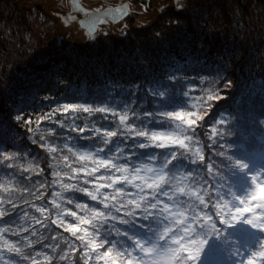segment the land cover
I'll return each instance as SVG.
<instances>
[{
	"label": "trees",
	"instance_id": "1",
	"mask_svg": "<svg viewBox=\"0 0 264 264\" xmlns=\"http://www.w3.org/2000/svg\"><path fill=\"white\" fill-rule=\"evenodd\" d=\"M24 2L0 0V149L4 155L13 157L5 161L0 155V200L11 196L18 205L13 209L7 202L0 204V208L11 213L0 217V227H9L13 219L20 224L24 211L39 217L34 208L24 203L26 200L31 204L46 205L52 214L58 211L48 203L54 191L61 192L59 184L53 183L57 178L52 172H70L61 155L68 156L73 167L81 164L66 148L50 153L44 145L69 144L74 151H94L103 147L101 135L89 129L115 130L118 117L111 115L112 110L123 112L131 109L147 121L149 118L144 117L143 112L155 111L160 103L166 110L187 109L197 102L195 98L206 99L209 90H213L222 98L209 102L208 114L204 120L198 121L201 127L196 129L206 159L195 165L185 160L183 170L196 169L199 177L203 178L201 183L214 195L217 187H214L215 181L209 177L206 165L208 162L219 164V171L214 169V172L217 179L224 177L218 189L224 194L221 199L227 197L229 185L242 195L247 179L242 173L229 172L225 168L229 162L218 156V152H225L234 160H243L252 170L264 171V0H185L184 9H169L159 14L146 28L138 29L129 23L122 35L104 36L84 45L74 44L66 36L57 37L52 42L54 50L43 48L47 40L40 34L44 23L40 24L41 20L38 22L33 17L39 10L34 11ZM39 8L43 12V8ZM36 27H40L39 32ZM38 33L40 38H37ZM161 91L165 93L164 97L153 96V92ZM185 92L189 96L186 97ZM64 104L108 107L110 111L108 114L82 111L64 114ZM49 113L53 114L52 119H41ZM129 115V123H140L132 112ZM220 120L223 123H217ZM37 121H40L39 128ZM167 123L170 122L155 127H164ZM73 126L83 127L86 131L74 132L71 130ZM213 127L223 133L214 137L215 144L209 139ZM132 143L133 139L125 142L122 137H114L108 147L121 145L128 159L119 162L132 165L149 162L141 157V153L165 151L131 149L128 145ZM106 154L107 150L100 155ZM8 164L13 167L8 168ZM53 165H56L55 169ZM25 168L29 170L25 172ZM64 182L79 183L67 177H64ZM39 184L45 185L40 189L44 195L35 199L30 193L36 192ZM4 188L9 191L5 192ZM24 188L30 191H22ZM61 194L74 202L102 207L82 192L62 191ZM63 207L77 211L79 215L84 214L75 209L74 203H65ZM51 218L44 221L50 225L51 233L36 225L47 238L32 248H24V254L34 255L38 250L42 253L38 257L41 264H48L43 260V254H53L43 245L58 243L60 247L51 264H83L79 248L70 252L65 260L59 259L68 245L59 237L52 241L51 236L59 233L60 237L68 240L75 238L51 225ZM64 219L77 223L71 216L65 215ZM147 224L148 221L138 220L136 227L116 226L144 235L145 229L140 225ZM218 227L223 228L222 235L230 243L235 242L238 246L252 234V230L242 223L234 227L218 224ZM107 231L108 226L105 225L101 232ZM22 235L30 236L29 233ZM5 238L21 241L20 236L8 233ZM30 238L36 240V237ZM107 239L130 243L126 238L115 235H109ZM75 244L79 246L80 241H75ZM209 246L214 247L213 251L205 253L199 264H233L237 259L229 255L227 243L213 238ZM10 259L16 264H31L30 260L17 255L10 256ZM90 264L94 262L90 261Z\"/></svg>",
	"mask_w": 264,
	"mask_h": 264
},
{
	"label": "snow or ice",
	"instance_id": "2",
	"mask_svg": "<svg viewBox=\"0 0 264 264\" xmlns=\"http://www.w3.org/2000/svg\"><path fill=\"white\" fill-rule=\"evenodd\" d=\"M117 15L127 14L126 10L117 9ZM86 15H94L86 13ZM103 22L97 16L89 23V30H95L97 23ZM184 95L189 96L188 92ZM154 97H164L163 91L153 92ZM220 97L215 91L209 90L205 98H195L197 102L191 104L187 109L166 110L160 106L155 111H144L143 116L148 117L147 121L131 109L123 112L111 111L113 117H118V127L112 128L96 127L93 130L101 135L103 147L92 150H75L69 144L62 146L55 144H45L44 147L50 153H57L61 148H66L80 162V167H73L68 156L61 155L65 162V167L70 168V172L54 170L52 175L57 179L53 181L59 184L62 191H78L84 193L92 201L102 205L101 208L91 207L86 203L74 202L72 199L64 197L61 192H53L52 199L48 202L57 209L54 214L50 212L46 205L31 204L39 213V217L30 216L27 211L20 216V224H16L15 219L10 222L9 227H0V264H16L10 256L17 255L22 259L30 260L31 264H41L38 257L42 253L36 251L34 255H25L24 248H32L34 244L42 243L47 235L38 231L36 225L48 229L51 233L49 224L44 223L51 216V225L63 229L74 237V240L60 237L57 233L51 236L52 241L58 237L68 245L67 250L59 255L61 261L68 257L70 252L77 248L81 249V259L83 264H199L205 253L211 254L214 247L210 248L209 241L213 238L220 243L229 245V255L237 259L233 264H264V235H250L245 237V243L236 245L229 242L223 235V228L219 225L234 227L242 223L252 230V233L264 234V171L252 170L243 160L233 159L226 156L225 152H218L217 155L224 157L229 162L225 168L229 172H239L245 175L247 186L243 189V194H237L229 185V193L224 196L218 189L221 176L216 178L214 169L219 171L220 165L215 162H208L206 165L207 173L215 181L214 187L217 191L214 195L201 183L202 177L196 169L184 171L183 161L187 160L190 164L204 162L206 157L204 149L200 144L199 134L197 133L198 121L204 120L208 114L209 102L219 100ZM55 111V110H54ZM109 113L108 107H88L81 104H64L62 112L77 113ZM132 112L135 120L129 123ZM52 113L41 119H52ZM157 117L166 119H157ZM19 120L20 117L17 116ZM167 126L157 128L155 125ZM31 123V122H29ZM39 128L40 121H37ZM223 123V120L217 121ZM153 127L149 128L148 125ZM61 127H64L61 124ZM74 132L84 133L83 127L73 126ZM29 131H32L30 128ZM209 139L215 144L214 137L222 136L223 133L216 127L211 128ZM52 133L49 131L48 133ZM122 137L126 142L133 139L134 143L128 145L131 149H163L160 153H141V157L146 158L147 163L141 162L136 165L130 163H120L121 159H128L124 154V149L117 144L114 148H109L112 138ZM140 138V139H136ZM44 136H41V140ZM220 147H223L221 145ZM106 155H100L105 153ZM134 154V153H133ZM5 161L12 159L10 155H4ZM55 159V157H53ZM159 159V163L157 160ZM177 162V163H174ZM12 168V164L7 165ZM171 166V167H170ZM31 167V166H29ZM54 169L56 165L52 166ZM103 169V171H102ZM29 169L25 168L27 172ZM235 170V171H233ZM64 177L79 183H65ZM91 178V179H89ZM207 182V181H206ZM39 183V182H37ZM91 185L92 187H82L80 185ZM44 184H39L36 192L30 194L35 199H41L44 195L40 191ZM109 189L110 191H103ZM8 192V188H4ZM29 192L27 188L22 189ZM207 198V199H206ZM5 202L18 207L12 201L11 196L0 200V204ZM73 204L75 209L84 213L79 215L77 211H70L63 207V204ZM11 215L5 208H0V217ZM71 216L77 223H70L64 216ZM148 221L147 225H140L145 229V234L129 232L116 225H129L136 227L137 221ZM218 221V222H217ZM114 222V223H109ZM107 225L108 231L103 233L101 229ZM83 226V227H82ZM20 236L21 241L13 242L5 238V234ZM22 233H29L30 236H23ZM109 235L124 237L130 243L123 241L108 240ZM30 237H36L32 240ZM252 243H248V239ZM75 241H80L77 246ZM45 248L51 249L53 255L43 254V260L51 264L54 255L59 249L58 243L45 244ZM7 253L8 255H5Z\"/></svg>",
	"mask_w": 264,
	"mask_h": 264
},
{
	"label": "flooded vegetation",
	"instance_id": "3",
	"mask_svg": "<svg viewBox=\"0 0 264 264\" xmlns=\"http://www.w3.org/2000/svg\"><path fill=\"white\" fill-rule=\"evenodd\" d=\"M66 2L67 4L65 0L59 1L57 6L60 13L76 21L78 26L93 39L117 36L116 33L121 29L126 30L129 23L133 26L141 24L140 18H147L153 10L150 0H66ZM169 4V0L163 2L162 6L165 7L161 6L157 11L162 13ZM117 9L126 10L127 14L117 15ZM86 13L94 15H86ZM97 16L103 22L97 23L94 31L89 30V23Z\"/></svg>",
	"mask_w": 264,
	"mask_h": 264
},
{
	"label": "rangeland",
	"instance_id": "4",
	"mask_svg": "<svg viewBox=\"0 0 264 264\" xmlns=\"http://www.w3.org/2000/svg\"><path fill=\"white\" fill-rule=\"evenodd\" d=\"M52 7L50 8L49 5L47 4V0H25V4L28 5V7L34 9H38L39 12L36 13L33 17L36 21L39 22V20H41L40 24L43 22L44 23V28H42V31L45 32L46 34H44L43 32H40V34L42 33L44 35V39L46 37V47L44 46L43 48L47 49H55L53 47V41L55 39H57V37H63L66 36L69 38L70 41H72L74 44H88L91 43L97 39L100 38H96L93 39L92 37H89L87 33H85L76 23V21H74L73 19L63 16L60 13L59 7L57 6L60 0H50ZM91 1V0H89ZM168 1V0H150L151 5L153 6V10L150 11V14L148 15L147 18H140L141 20V24H135L134 26L136 28H146L149 25H151L150 23H152V20H155L159 14L157 9L159 10V8L162 6V3ZM170 4L168 5V8L163 11V12H167L169 9H184L185 5L184 1L185 0H180L178 1L177 4H174L173 0H169ZM65 3L67 4L66 0ZM165 5V4H164ZM163 5V6H164ZM162 6V7H163ZM43 8V12L40 11V8ZM165 7V6H164ZM53 9V10H51ZM138 9H142V7H138ZM37 12V11H36ZM162 12V13H163ZM39 25V23H38ZM40 27H36L37 31L39 32ZM121 31V32H120ZM118 31L116 33L117 36L122 35V33L124 32V29L122 31V29ZM39 35V33H38ZM41 35L37 36V38H40ZM53 47V48H51ZM56 47V46H55ZM259 170V169H258ZM251 235H264V234H259V233H252ZM254 241H252L250 239L249 243H252Z\"/></svg>",
	"mask_w": 264,
	"mask_h": 264
},
{
	"label": "bare ground",
	"instance_id": "5",
	"mask_svg": "<svg viewBox=\"0 0 264 264\" xmlns=\"http://www.w3.org/2000/svg\"><path fill=\"white\" fill-rule=\"evenodd\" d=\"M50 2H51L50 0H47V4H50L49 7L51 8L53 3L51 4ZM177 3H178V2H177ZM177 3H176V4H177ZM51 10H53V9H51ZM154 22H155V21L152 20V23H154ZM152 23H150V24H152ZM138 29H143V28H138Z\"/></svg>",
	"mask_w": 264,
	"mask_h": 264
},
{
	"label": "water",
	"instance_id": "6",
	"mask_svg": "<svg viewBox=\"0 0 264 264\" xmlns=\"http://www.w3.org/2000/svg\"><path fill=\"white\" fill-rule=\"evenodd\" d=\"M178 1H180V0H173L174 4H176Z\"/></svg>",
	"mask_w": 264,
	"mask_h": 264
}]
</instances>
